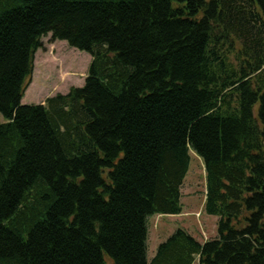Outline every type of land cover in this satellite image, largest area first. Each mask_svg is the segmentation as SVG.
I'll list each match as a JSON object with an SVG mask.
<instances>
[{
  "label": "trees",
  "instance_id": "trees-1",
  "mask_svg": "<svg viewBox=\"0 0 264 264\" xmlns=\"http://www.w3.org/2000/svg\"><path fill=\"white\" fill-rule=\"evenodd\" d=\"M91 62L22 105L42 39ZM0 264H264V0H0ZM216 238L182 213L190 154Z\"/></svg>",
  "mask_w": 264,
  "mask_h": 264
},
{
  "label": "rangeland",
  "instance_id": "rangeland-1",
  "mask_svg": "<svg viewBox=\"0 0 264 264\" xmlns=\"http://www.w3.org/2000/svg\"><path fill=\"white\" fill-rule=\"evenodd\" d=\"M41 41L42 48L37 50L35 54L31 83L21 100L22 105H38L46 97L49 98L57 94L65 95L71 88H82L91 62V56L88 53L71 48L64 41H52L50 35ZM3 122L0 114V124ZM181 194L183 215L176 217L175 221L189 222L196 237L202 235V239H209L210 233L214 232L215 223L213 219L217 220V218L205 214L203 210L205 198L204 167L202 161L193 153L190 154L189 170L183 182ZM197 211L202 213L198 220L196 218ZM152 219L153 222L149 224L150 231L154 225L156 227L161 226L165 221H169L168 219H161L155 223L156 218L153 217ZM173 225L166 229H172ZM178 227L179 225H176L174 230ZM149 244L151 245V241ZM153 250L154 248L151 246L147 250L148 258L152 255ZM107 264H112L109 258H107ZM193 264H198V262L195 260Z\"/></svg>",
  "mask_w": 264,
  "mask_h": 264
},
{
  "label": "crops",
  "instance_id": "crops-1",
  "mask_svg": "<svg viewBox=\"0 0 264 264\" xmlns=\"http://www.w3.org/2000/svg\"><path fill=\"white\" fill-rule=\"evenodd\" d=\"M52 96V95H51ZM46 98H48V97H46ZM46 98H44V99H46ZM45 101V100H44ZM44 101L42 102V103H39V104H43L44 103ZM181 215H183L182 213L180 214V215H176V216H152V217H150L149 219H148V224H147V226H148V235H147V250L149 249V247L151 246L152 248H154V250H153V252H152V255L150 256V258H148V256H147V260L148 261H151L152 259H153V257L155 256V254H156V251H157V248H158V246L161 244V243H163V242H165L177 229H179V228H181V229H184V230H186L192 237H194L198 242H200V243H204L205 241H208V240H211V239H214V238H216V222H217V220H215V219H213L214 220V232L212 231L211 233H210V237H209V239H207V240H204V239H202V235H200V237H196L195 236V234H193V232H192V226H191V224L189 223V222H187V221H182V220H180V221H175V218L176 217H180ZM191 215H193V213H191ZM187 216H188V214H187ZM153 217H155L156 218V220H155V223H156V221L157 220H163V219H168L169 221H165V223L163 224V225H161V226H155L154 225V227L151 229V231L149 230V224L151 223V222H153ZM152 220V221H151ZM207 221L209 220V219H206ZM176 224V225H179V227L178 228H176L175 230H174V228L176 227V225H175V227H174V225ZM171 225H173V228L172 229H170V230H167L166 228H168L169 226H171ZM173 231V232H172ZM150 238H153V239H150ZM151 241V245L149 244V242Z\"/></svg>",
  "mask_w": 264,
  "mask_h": 264
},
{
  "label": "built area",
  "instance_id": "built-area-1",
  "mask_svg": "<svg viewBox=\"0 0 264 264\" xmlns=\"http://www.w3.org/2000/svg\"><path fill=\"white\" fill-rule=\"evenodd\" d=\"M196 217L199 218V217H200V213H197V214H196Z\"/></svg>",
  "mask_w": 264,
  "mask_h": 264
}]
</instances>
